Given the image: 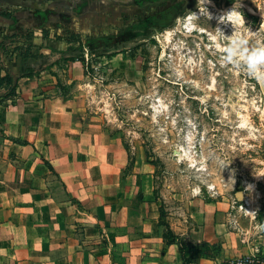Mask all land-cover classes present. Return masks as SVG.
Here are the masks:
<instances>
[{"label": "crops", "instance_id": "obj_1", "mask_svg": "<svg viewBox=\"0 0 264 264\" xmlns=\"http://www.w3.org/2000/svg\"><path fill=\"white\" fill-rule=\"evenodd\" d=\"M132 1L0 0V41L11 25L32 28L36 12L50 13L48 45L39 49L44 61L28 63L33 74L19 78L15 97L0 87V264H221L264 254L251 228L221 220L227 210L213 201L188 224L171 217L178 223L170 227L174 240L164 238L151 197L150 165L130 164L102 116L87 112L80 91L92 57L86 52V63L66 60L68 46L55 34L63 26L93 36L111 32ZM33 35L39 47L42 30L34 28ZM14 44L0 49V76L20 74ZM128 166L125 185L118 178ZM49 175L62 184L60 200L47 189ZM104 231L112 239L101 244ZM185 239L196 248L205 245L182 250Z\"/></svg>", "mask_w": 264, "mask_h": 264}, {"label": "rangeland", "instance_id": "obj_2", "mask_svg": "<svg viewBox=\"0 0 264 264\" xmlns=\"http://www.w3.org/2000/svg\"><path fill=\"white\" fill-rule=\"evenodd\" d=\"M136 1L107 30L162 3H180L184 14L121 52L89 58L87 112L102 116L133 161L150 165L163 235L178 224L172 218L188 224L213 201L227 210L221 220L251 228L264 245V0ZM130 170L118 178L125 185ZM47 180L51 197L63 198L60 181ZM111 239L104 231L99 241Z\"/></svg>", "mask_w": 264, "mask_h": 264}, {"label": "trees", "instance_id": "obj_3", "mask_svg": "<svg viewBox=\"0 0 264 264\" xmlns=\"http://www.w3.org/2000/svg\"><path fill=\"white\" fill-rule=\"evenodd\" d=\"M144 0H137V5H142ZM49 12L38 11L35 17L38 18L37 23L32 28L20 27L19 25H11L9 28L3 30L2 40L0 41V49H4L6 43H15L13 50L17 51V55L21 57V71L17 76L11 75L6 72L4 76H0V87L6 86L8 91L6 96H16L17 82L20 77L32 76V69L28 70V66L32 60L44 61L45 57L39 53V49L47 47L48 45V34L49 30L45 24L49 22ZM184 14V9L180 6V3H162L158 5L155 12L144 15L139 14L137 16V22L132 25H127L125 27L116 26L111 32L100 34V36H93L90 34L76 33L72 31L69 26L62 27V33L55 34L56 40H61L66 42L67 51L70 53V57L66 60L75 59L85 62L86 52L90 57L93 56H110L121 52L127 48V46L132 42L140 41L150 34L153 30H163L174 24L177 17ZM63 23H68L69 20L65 18L62 19ZM34 28H39L42 30L43 42L38 47L34 43ZM1 97V96H0ZM114 134V133H112ZM19 144H29L27 141L17 140ZM124 147L127 149V144L122 141ZM133 158L129 156L130 164L133 162ZM49 169L52 171L51 166ZM168 236L166 239L174 240V235L171 230H167ZM166 234V235H167ZM205 245V244H203ZM186 247L182 244V250Z\"/></svg>", "mask_w": 264, "mask_h": 264}, {"label": "built area", "instance_id": "obj_4", "mask_svg": "<svg viewBox=\"0 0 264 264\" xmlns=\"http://www.w3.org/2000/svg\"><path fill=\"white\" fill-rule=\"evenodd\" d=\"M221 264H264V256L257 253L225 260Z\"/></svg>", "mask_w": 264, "mask_h": 264}, {"label": "clouds", "instance_id": "obj_5", "mask_svg": "<svg viewBox=\"0 0 264 264\" xmlns=\"http://www.w3.org/2000/svg\"><path fill=\"white\" fill-rule=\"evenodd\" d=\"M204 3V0H200V4H203ZM233 12V11H232ZM232 12H230L229 14H227V15H230ZM237 14H239V13H237ZM193 16H195L194 14H193ZM255 55V54H254ZM250 67V69L253 71V72H255L256 70H257V66L256 65H250L249 66Z\"/></svg>", "mask_w": 264, "mask_h": 264}]
</instances>
